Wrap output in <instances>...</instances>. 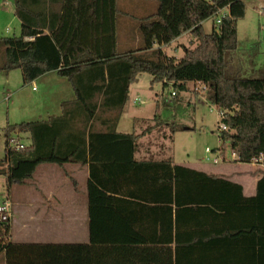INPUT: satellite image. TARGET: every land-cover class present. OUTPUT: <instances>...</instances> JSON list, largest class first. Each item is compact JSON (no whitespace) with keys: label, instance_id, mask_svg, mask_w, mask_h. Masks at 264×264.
Segmentation results:
<instances>
[{"label":"trees","instance_id":"trees-1","mask_svg":"<svg viewBox=\"0 0 264 264\" xmlns=\"http://www.w3.org/2000/svg\"><path fill=\"white\" fill-rule=\"evenodd\" d=\"M13 1L21 32L19 37L0 39V73L19 70L25 85L56 73L71 84L75 100L64 103L61 113L48 120L8 129L9 134L30 135L32 142L24 150L6 149L0 177L6 178L10 188L27 185L43 164H78L89 166L92 181L101 191L118 195L115 201L126 196L146 202L148 195H155L179 207L209 204L221 209L224 202L220 197L212 201H180V197L193 189L215 190L220 195L222 186L236 188V195L244 199L242 187L220 176L178 166L172 160L137 161L138 142L159 125L141 134L117 131L131 86L139 75L149 74L152 84L173 85L179 91H187L189 83L204 88L205 97L224 114L222 123L228 128L220 133L221 149L229 146L243 164L264 158V66L246 78L243 68L233 64L239 51L238 22L246 16L243 0H142L155 1L158 8L141 23L139 49L134 52L118 48L116 4L121 0ZM59 4L61 9H55ZM73 4L80 8L72 9ZM224 9H229L230 16L220 24L216 21L212 33H207L204 22ZM185 34L192 35L197 47L186 50L180 59L169 57L163 47ZM30 38L33 41H27ZM154 56L156 60L150 58ZM107 113L113 115L105 117ZM260 174L257 197L245 202L256 200L264 205V171ZM123 180L136 183L137 190H121L118 186ZM207 182L217 187L201 185ZM239 212L237 208L225 210L227 217H236L226 226H242ZM11 239L12 223L0 224V253L5 254L6 264H213L159 262L160 255L173 254L170 250L17 244Z\"/></svg>","mask_w":264,"mask_h":264},{"label":"crops","instance_id":"crops-1","mask_svg":"<svg viewBox=\"0 0 264 264\" xmlns=\"http://www.w3.org/2000/svg\"><path fill=\"white\" fill-rule=\"evenodd\" d=\"M121 1L116 4V27L117 35L119 30L121 32L122 46L119 48L118 36V48L121 52H124V47L126 49L130 45L128 43L131 39L126 32V26L121 28L119 26V5L121 4L122 8L125 7ZM5 7H9L10 10ZM61 7L62 4L56 5L55 9H61ZM71 7L72 9H77L80 8V5L73 4ZM83 7L86 8V5ZM98 9L103 10L104 8L99 7ZM1 15L13 16L11 23L17 24V26L22 25L21 21L14 16L13 0H0ZM188 35L185 34L171 45L164 46V52L167 49H171L173 50V56H177L181 48L174 49L173 47L178 43L181 45ZM27 41H33V39L30 38ZM134 42L139 45V38H136ZM182 47L184 50L187 49L185 45ZM168 56L170 57V55ZM175 58L180 59L182 57ZM252 68V71H254L261 67L254 68L252 66ZM252 71L251 73L253 74ZM54 75L57 74H48L40 78V81H44L48 76L52 77ZM68 85L71 86L70 83ZM132 87L133 85L130 89V96ZM60 94L66 95L68 97L67 101H59L61 102L59 110L53 113L48 111L46 114L49 116L44 120H48L52 115H59L64 103L75 100L73 88L72 92H70L69 88H66L65 92L60 90ZM138 101L136 99L135 103H138ZM130 102L128 101L123 109L118 123L117 131L122 134H136V132L119 131L122 116ZM112 115V113H107L104 116L110 117ZM100 128L104 130L102 125ZM155 131L157 130L142 137L138 142V151L135 155L137 161L172 160L175 165L209 175L220 176L224 181L242 187L244 199L236 195L238 192L236 188L230 189L222 186L224 189H220V195L215 190L199 191L198 189H193L185 191L180 197V201H189V199L194 201H212L214 199L220 200L218 199L220 197L224 202L221 209L209 204H201L199 207L193 204L195 207L191 208L185 207L187 205L179 207L175 203H170L168 198L166 199L163 196L158 198L155 195H148L150 200L146 202L126 196L120 197L118 201H115L118 195L101 191L92 181L89 166L67 164L64 167H59L51 165L61 168L62 171L57 173L53 168L46 169V173L49 176L45 179L37 180L38 168L34 179L29 181L27 185L21 186L26 189L24 195H18L16 198L9 196L8 200L12 202L14 215L27 220L22 222L21 225L23 227L29 226L31 222L45 225L46 221L59 229H67L70 234L77 238V244L134 246L148 248L150 251L163 250L162 252H164V250H170L173 252V254L164 253L163 256L160 255L162 258L159 262H212L213 264L219 262H240L241 264L244 262L246 264H248L247 262H258V264H264V205L256 204V200L253 202L244 201L245 199L250 200L257 197L258 183L262 177L260 172L264 171V168L258 166L256 162L243 164L236 159L220 167L216 166L217 164L215 163L214 165L202 163L193 166L195 168L177 164L171 158L151 159V156H157L159 151L156 150L152 154V151L141 153L140 142ZM28 136L31 140L30 135ZM206 152L208 154L213 153L211 150L208 152V149ZM261 160H264V158L259 161ZM55 173L60 177H50ZM70 183L72 187H70ZM201 185L217 187V184L209 182ZM118 187L121 190L125 189L132 193L137 190L136 183L134 184L133 181L127 184L123 180ZM164 198L166 200H158ZM232 208H237L241 211L238 215L239 221H242L241 227L230 228L226 226L231 224L232 220L236 218L232 214L228 217L225 214V210Z\"/></svg>","mask_w":264,"mask_h":264},{"label":"rangeland","instance_id":"rangeland-1","mask_svg":"<svg viewBox=\"0 0 264 264\" xmlns=\"http://www.w3.org/2000/svg\"><path fill=\"white\" fill-rule=\"evenodd\" d=\"M121 2L125 7L122 8V5H119V26L120 28L126 26V32L131 39L128 43L130 45L126 49L124 47L123 51L134 52L139 49V45L134 42L136 38L140 40L139 26L145 18L157 13V3L142 0ZM243 2L246 5V16L238 22L239 51L234 55L233 64L243 68L244 77L251 78L253 77L251 76L252 66L254 68L264 66V15L260 14V11L264 9V0H243ZM5 8L10 10L9 7ZM226 13L227 11H224L221 15ZM12 18L13 16H0V39L20 36L21 26L11 23ZM217 20L218 17H215L204 22L203 26L207 33H212ZM120 34L119 30V48L122 46ZM184 45L187 46L185 50L182 47ZM197 45L198 43L189 34L181 45L178 43L173 47L181 48L177 56H173L171 49L165 50V53L170 57L180 58L185 55L186 50L195 49ZM140 53L137 52V54ZM150 58L156 60V56ZM152 81V76L149 74L139 75L133 84L129 100L131 102L122 116L119 127L121 132L141 134L152 126H160L157 131L140 142L141 153L152 151V154L158 150L159 154L151 156V159L171 158L175 163L188 167L202 163L214 165L215 158L219 159L216 165L218 167L234 159L237 160L229 146L225 150L221 149L219 128L223 123L220 112L207 100L204 88L189 83L187 91H179L173 85L165 87L162 83L152 84ZM68 84L66 79L54 75L48 76L44 81L39 79L25 85L22 72L19 70L8 75L0 73V168L3 167V161L6 158L7 147L20 143L27 148L32 144L27 134L18 132L9 134L8 129L42 121L49 116L46 114L48 111L53 113L59 110L60 103L68 99L66 95L60 94V90L65 92V89L69 88L72 92ZM173 93H177V97H174ZM136 99L139 100L138 103H135ZM155 118L156 121H154ZM174 129H177L175 133ZM207 149L213 153L208 154ZM256 164L264 168V160ZM50 168L57 173L62 171L61 168L51 164H43L39 167L37 180L49 176L46 169ZM50 177L60 176L55 173ZM70 187H72L71 183ZM25 190V187L21 186L10 188L6 178L0 177V203L8 200L9 196L16 198L18 195H24ZM26 221L15 216L12 210L10 220L13 224L12 242L51 245L78 243L77 238L67 229H59L46 221L45 225L31 222L29 226L23 227L21 224ZM0 264H6L4 253H0Z\"/></svg>","mask_w":264,"mask_h":264},{"label":"built area","instance_id":"built-area-1","mask_svg":"<svg viewBox=\"0 0 264 264\" xmlns=\"http://www.w3.org/2000/svg\"><path fill=\"white\" fill-rule=\"evenodd\" d=\"M227 11L226 14L221 15L222 12ZM261 15H264V9H262L260 11ZM230 16V11L229 9H224V10H220L217 14L218 20H217V24H220L222 22V20L226 17ZM173 96H176V93H173ZM221 116V120L224 119V114L220 113ZM228 128L226 127L225 124H222V126H220L219 128V132H223V131H227ZM15 145L13 147H10V149H16V150H24L26 147L20 143H14ZM210 150L208 149V152ZM263 158V157H262ZM219 159H215L214 163L218 164ZM258 162V161H257ZM11 212H12V204L9 200H6L2 203H0V224H4V223H8L11 220Z\"/></svg>","mask_w":264,"mask_h":264}]
</instances>
